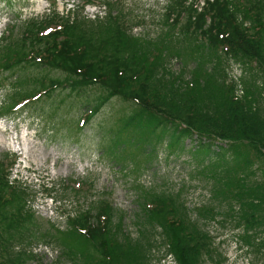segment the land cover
<instances>
[{
	"label": "trees",
	"instance_id": "trees-1",
	"mask_svg": "<svg viewBox=\"0 0 264 264\" xmlns=\"http://www.w3.org/2000/svg\"><path fill=\"white\" fill-rule=\"evenodd\" d=\"M195 2L172 0L164 14L166 30L157 39L132 35L126 14L123 18L110 2L107 16L96 21L61 15L53 8L50 15L29 21L17 39L5 41V36L0 70L34 66L61 75L37 76L33 88L14 90L15 102L41 91L81 94L97 86L101 94L93 107L86 106L88 112L118 96L135 108L122 119L126 127L140 120L159 135L169 129L195 136L200 144L225 141V149L244 158L247 165L253 164L252 158L259 160V179L246 184L248 176H229L223 184L226 189L216 190L228 192L223 197L231 196L240 204L236 211L243 227L240 238L247 249L264 255V91H256V96L251 87L259 86L242 79L247 86L237 96V83L229 81L222 60L255 63L264 75V0H203L201 6ZM183 16L186 21L181 25ZM182 47L195 55V68L186 65L176 73L169 62L181 58L177 50ZM13 162L0 161V264H25L34 256L28 241L35 236L36 225L23 227L33 220L31 193L28 187L8 181ZM236 166L241 168L240 163ZM148 202L146 220L157 224L152 231L161 227L162 238L179 264H203L206 254L213 256V237L199 227L179 197L161 193ZM113 212L109 201L101 199L91 210L71 217L68 231L53 226L56 233L48 232L44 242L60 246L62 239L76 234L75 249L61 251L74 262L151 264L155 243L149 231L132 239L121 229V236L115 231Z\"/></svg>",
	"mask_w": 264,
	"mask_h": 264
},
{
	"label": "rangeland",
	"instance_id": "rangeland-1",
	"mask_svg": "<svg viewBox=\"0 0 264 264\" xmlns=\"http://www.w3.org/2000/svg\"><path fill=\"white\" fill-rule=\"evenodd\" d=\"M106 2L114 4L123 18L126 14L135 37L157 39L166 30L164 14L172 0H0V9H5L12 20L5 41L17 39L29 21L48 16L54 7L60 13L70 9L87 21H96L90 20L94 17L89 16L87 5L105 4L109 10ZM195 4L201 6L203 0ZM179 21L185 23L186 16ZM179 50L181 58H173L171 69L178 73L186 65L195 68V55L184 47L178 48V54ZM222 60L229 81L237 83V96L245 91V83L259 86L258 90L251 87L255 95L256 91H264V75L255 63L246 66L234 59ZM45 74L61 76L58 71L34 66L0 70V161L13 160L12 178L29 187L33 220L23 227L36 225L32 227L40 233L28 241L34 256L25 264H73L68 252L59 257L58 263L55 258L62 250L75 249L76 234L62 239L60 246L51 242L50 247L58 251L52 253L41 246L44 237L48 232L56 233L53 226L68 231L70 217L91 210L101 199H107L114 208L116 233L118 230L121 236L137 239L141 231H149L156 259L168 243L159 226L151 230L157 224L146 220V207L149 199L161 193L179 197L199 227L213 237L214 254H206L203 264H264V255L247 249L240 238L243 227L236 212L240 204L231 196L224 198L228 192L216 190L226 189L223 184L229 176H248L246 184L259 179V160L251 157L253 164L247 165L244 158L225 149V141L215 140L213 146L200 144L195 136L187 138L169 129L159 135L140 120L126 127L122 119L135 108L118 97L86 119L85 106H93L101 94L97 86L87 87L81 94L56 90L49 96L18 102V107L13 104L12 111L7 110L15 89H31L34 79ZM251 170L254 175L249 174ZM167 261L171 263V259Z\"/></svg>",
	"mask_w": 264,
	"mask_h": 264
}]
</instances>
